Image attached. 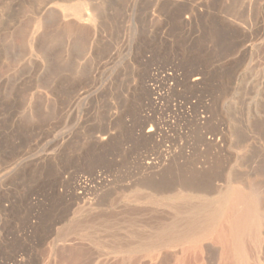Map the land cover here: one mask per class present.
Masks as SVG:
<instances>
[{"label":"rangeland","instance_id":"rangeland-1","mask_svg":"<svg viewBox=\"0 0 264 264\" xmlns=\"http://www.w3.org/2000/svg\"><path fill=\"white\" fill-rule=\"evenodd\" d=\"M154 1L0 0V169L52 154L0 179V202H13L0 208V264H264V0H164L172 17L140 22ZM202 3V32L184 28L177 14ZM75 8L92 20L66 11ZM175 64L183 77L172 92ZM156 125L162 133L145 138ZM169 149L201 175L219 169L214 188L230 189L181 241L178 230L160 233L184 203L150 187L170 167L147 165ZM240 188L255 193L253 211L238 203Z\"/></svg>","mask_w":264,"mask_h":264},{"label":"bare ground","instance_id":"bare-ground-1","mask_svg":"<svg viewBox=\"0 0 264 264\" xmlns=\"http://www.w3.org/2000/svg\"><path fill=\"white\" fill-rule=\"evenodd\" d=\"M163 1L164 0H155L151 5L147 6L145 9H142L141 12L139 13V21L140 22L145 21L146 23H148L149 21H151L156 16H161L162 18L165 17V20L169 19V17H172V13H171L172 8L170 10L166 11V9H164L162 7ZM81 6H83V4H80V7ZM205 9H207V8H205L203 3L195 5L191 10H187V11L184 10V11L179 12L177 14V19L181 22L182 26L184 28H187V29L188 28L190 29L191 27H193L194 25L197 24L196 25L198 27L197 29H199V32H202V29L200 30V28H199L200 26H199V20L198 19H199V17L203 16V12L205 11ZM45 10H47V8L43 9V11H45ZM66 11H71L72 16L75 17L79 22H88V21L92 20V18H93L88 13H82L78 8L66 9ZM184 13L188 15V17L186 15V17H187L186 22L182 21V16L185 15ZM209 15L211 16V14H209ZM183 20H184V18H183ZM222 23H223V21H222ZM193 36H195V34L190 32V35H189L190 42H192L194 40ZM151 37H153L152 34H151ZM124 38H125V35H124ZM125 39H127V38H125ZM172 69H173L174 73H171V74L169 73V77H167V76L165 77V83L171 81L173 84H171L170 90L172 92H174L175 90H177V88L182 83L181 78L183 76L181 78L179 77L178 72L180 69L178 68V66H176V64L173 65ZM184 78H185V76H184ZM184 82L188 83V79H185ZM201 82H202V77H201V75H198L193 80L192 88H198L200 85H202ZM82 98H83V94H79L70 100L69 106H68L69 116H71V114L74 112L76 105L78 104V102H80V100H82ZM100 105H101L100 99H99V97H96V99H95L96 108L94 109V113H95L96 118L94 120V126H93L96 133L102 132V130L98 127L99 124L97 122L98 116L100 114ZM61 112L63 113L64 111L61 110ZM182 118H183L182 114H178V113L176 114L177 122L182 121ZM115 119H116V115H114L112 113L108 116L109 126H111L112 123H114ZM202 119H203L202 121H204V122L207 121V117H205V116H203ZM147 123H148V120H146L144 125H146ZM168 126H170V125L168 124ZM140 129H141V134H142L144 126L141 125ZM147 133L148 134H147V136H145V138H153L157 134L162 133V129H161L160 125H156L155 127H151V129ZM143 134H144V131H143ZM142 136H144V135H142ZM69 138H70V136L67 135L66 137H64L62 139V142L67 141ZM96 139H98V138L97 137L94 138L93 146L97 150V149H99V143L96 141ZM60 143L61 142L59 140V144ZM63 145L64 144H61L60 147H62ZM166 152H167V154H165V157L163 156L164 159H162L161 162L156 163V162H153L154 161L153 160L152 162L149 161V163L147 165H149L148 169H151V170L152 169H158L159 170L161 167L168 165L170 167V169L168 170L167 174L170 175L169 176L170 178H169V180L161 179L160 182L157 184L151 183L152 186L150 185V187L154 192H156L158 195H161L162 197L165 196L167 198L176 199V200L181 201V203H184L183 204L184 207L182 209H180V211L177 215V216H181V219H179L180 220L179 223L176 225L172 224L170 226L163 228L161 233L159 230V233H160V235H162V237H165V236L171 237V235H174L173 233L176 234V232L178 230L179 238L181 241L184 237H186V236L189 237L188 235L194 233L199 228L201 229V226L204 223H206L207 220H211L215 217L216 211H218L217 206L219 208V205L223 202L224 198L230 196V189L227 188L224 184L223 185L227 188L226 191L224 190L225 193L223 190H218V189L214 188V185H215L214 180L216 178L223 176L222 171H220L219 169L216 171H212L209 174H206V175L202 174L201 175L198 172H196V170L194 168V164H192V163L190 164L189 163L190 160L187 157H185L184 155H182V156H176V155L168 156L169 154H172L174 152V150L172 152L171 149L166 150ZM51 158H52V154L51 155L45 154V155H42L41 157L35 158L33 160L27 159V158L25 159L23 157L19 162L15 161V162L8 164V166H6L5 168H1L0 169V179L5 177V175L9 171H11V170L14 171L16 169V167H22L23 172H27L28 170H30L31 168H33L35 166H36V168L44 167V166L49 164L48 162L50 161ZM173 163H175V164H173ZM237 183H238V180H237ZM217 184L221 185V183H217ZM220 185H218V186H220ZM224 186H222V187H224ZM80 190H82L81 195H86V193L90 192V190L85 188V187L80 188ZM236 193H237L238 203L243 205L245 212H247L251 209L253 211L256 208L258 201H257L256 197L253 195V194H255L254 192H253V194L252 193L246 194L243 191V189L240 188V189H237ZM37 200L40 201L39 199H37ZM0 208L3 212H8L9 210H11L13 208V202L9 198H5L0 202ZM33 213L29 216L28 222L32 218L33 219L36 218V215H34ZM239 213L241 215V212H239ZM242 214H243L242 219L245 220L246 214H244V213H242ZM248 214H250V213H248ZM254 216H255V214H254ZM250 223H254V220H252V222L250 221ZM241 227H242V225H241Z\"/></svg>","mask_w":264,"mask_h":264}]
</instances>
